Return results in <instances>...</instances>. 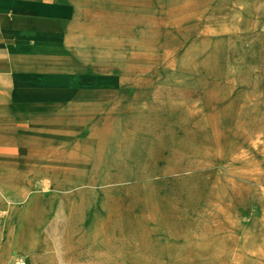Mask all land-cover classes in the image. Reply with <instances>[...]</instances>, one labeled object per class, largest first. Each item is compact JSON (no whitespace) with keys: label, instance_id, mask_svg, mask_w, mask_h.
<instances>
[{"label":"rangeland","instance_id":"374dc122","mask_svg":"<svg viewBox=\"0 0 264 264\" xmlns=\"http://www.w3.org/2000/svg\"><path fill=\"white\" fill-rule=\"evenodd\" d=\"M80 2L93 28L80 37L77 61L126 74L139 92L130 106L99 110L103 161L89 173L95 195H82L83 227H71L66 198L35 172L37 189L0 186L5 264L15 254L29 264L12 244L23 233L7 209L35 227L40 264H264V0ZM155 167L160 179L140 176ZM176 179L209 188L163 219L162 204L137 192Z\"/></svg>","mask_w":264,"mask_h":264},{"label":"crops","instance_id":"0c3cea01","mask_svg":"<svg viewBox=\"0 0 264 264\" xmlns=\"http://www.w3.org/2000/svg\"><path fill=\"white\" fill-rule=\"evenodd\" d=\"M83 15L80 0H0V186L4 188L6 183L7 187L37 189L34 175L29 174L35 172L45 187L61 191L66 198L65 212L73 229L84 225L82 195H95L97 180L89 173L98 171L103 161V148L98 147L103 134L99 110L130 106L136 102L132 93L139 92L129 84L126 74H110L104 67L84 69L77 61L80 37L93 28ZM100 76L117 80L122 76L124 80L100 84ZM37 125H44L47 133L21 130ZM84 125L90 126L86 133L82 132ZM104 134L106 140H110L109 135L116 140L110 130ZM89 146L91 155L86 154ZM160 150L158 145L152 149L149 164L155 165ZM153 171L140 176L160 179L161 170L155 167ZM176 180L165 183L164 190L144 185L137 194L161 203L160 217L165 219L171 211L177 214L183 203L194 198L200 202L209 188L200 182ZM65 187L81 189L64 193ZM109 203L107 200L102 205L108 214ZM7 210L12 211L17 229L26 238L28 252L43 263L35 227L21 213Z\"/></svg>","mask_w":264,"mask_h":264},{"label":"bare ground","instance_id":"6f19581e","mask_svg":"<svg viewBox=\"0 0 264 264\" xmlns=\"http://www.w3.org/2000/svg\"><path fill=\"white\" fill-rule=\"evenodd\" d=\"M200 47V46H199ZM189 48V47H188ZM188 50V49H187ZM185 53V52H184ZM194 56V55H193ZM193 58V57H192ZM194 59V58H193ZM191 61V60H190ZM189 61V62H190ZM105 78H111V77H108V76H104ZM123 78H122V76L121 77H119V81H120V83H123ZM85 85V84H84ZM2 193V192H1ZM10 225H12V223L10 224ZM9 225V226H10ZM9 228V227H8ZM2 236H5V235H7V232H3L2 234H1ZM12 235V234H11ZM13 235H14V233H13ZM10 238V237H9ZM10 239H12V244H14V245H21L22 247H24L26 250H27V247H28V243H27V240H26V238L23 236V234H21V237H20V235L18 236L17 234H16V236H13V237H11ZM31 250V249H30ZM29 250H27V254H28V256H29V264H40V262L37 260V257H36V255L32 252V253H30V252H28ZM0 253H1V255H0V262H1V264H5V262L4 261H6V259H7V255H8V253H7V248H4V247H1V249H0Z\"/></svg>","mask_w":264,"mask_h":264},{"label":"built area","instance_id":"2783aa9c","mask_svg":"<svg viewBox=\"0 0 264 264\" xmlns=\"http://www.w3.org/2000/svg\"><path fill=\"white\" fill-rule=\"evenodd\" d=\"M1 222H2V216L0 215V225H1ZM10 264H28V262L23 256L19 254H15Z\"/></svg>","mask_w":264,"mask_h":264}]
</instances>
